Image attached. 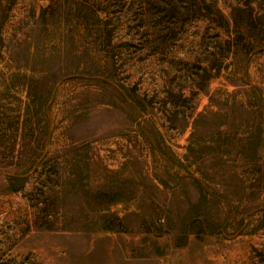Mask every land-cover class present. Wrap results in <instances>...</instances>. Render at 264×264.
<instances>
[{"label": "rangeland", "instance_id": "rangeland-1", "mask_svg": "<svg viewBox=\"0 0 264 264\" xmlns=\"http://www.w3.org/2000/svg\"><path fill=\"white\" fill-rule=\"evenodd\" d=\"M0 264H264V0H0Z\"/></svg>", "mask_w": 264, "mask_h": 264}, {"label": "trees", "instance_id": "trees-1", "mask_svg": "<svg viewBox=\"0 0 264 264\" xmlns=\"http://www.w3.org/2000/svg\"><path fill=\"white\" fill-rule=\"evenodd\" d=\"M252 11H253L252 8L236 6L230 12L229 21L230 23H232L235 31L237 32L236 36L243 37L244 36L243 34L245 33L243 30L249 29V27L252 25V22L254 20L259 19L260 16L253 14ZM221 18H222V15H221ZM225 21L228 23L227 20ZM231 41H232V38H228L224 40V43L229 46ZM224 57H225L224 55H220V58L218 59L219 61L216 64L217 66L216 71L219 70L220 64L222 60L224 59Z\"/></svg>", "mask_w": 264, "mask_h": 264}]
</instances>
